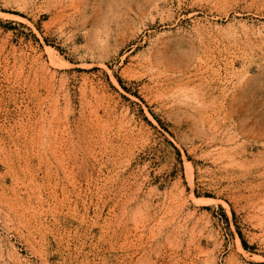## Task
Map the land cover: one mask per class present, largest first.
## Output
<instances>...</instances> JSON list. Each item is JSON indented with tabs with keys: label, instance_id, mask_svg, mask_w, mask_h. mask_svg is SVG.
<instances>
[{
	"label": "rangeland",
	"instance_id": "obj_1",
	"mask_svg": "<svg viewBox=\"0 0 264 264\" xmlns=\"http://www.w3.org/2000/svg\"><path fill=\"white\" fill-rule=\"evenodd\" d=\"M0 264H264V0H0Z\"/></svg>",
	"mask_w": 264,
	"mask_h": 264
},
{
	"label": "bare ground",
	"instance_id": "obj_2",
	"mask_svg": "<svg viewBox=\"0 0 264 264\" xmlns=\"http://www.w3.org/2000/svg\"><path fill=\"white\" fill-rule=\"evenodd\" d=\"M50 52H51V51H50ZM51 53H52V52H51ZM53 55H54V54H52V56H53ZM54 57H55V56H54ZM55 58H56V57H55ZM56 60H57V59H56ZM56 60H55V59L52 60V64H53V65H56V63H57Z\"/></svg>",
	"mask_w": 264,
	"mask_h": 264
}]
</instances>
